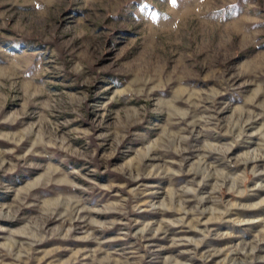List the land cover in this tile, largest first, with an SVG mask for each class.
<instances>
[{
    "label": "rangeland",
    "instance_id": "rangeland-1",
    "mask_svg": "<svg viewBox=\"0 0 264 264\" xmlns=\"http://www.w3.org/2000/svg\"><path fill=\"white\" fill-rule=\"evenodd\" d=\"M0 264H264V0H0Z\"/></svg>",
    "mask_w": 264,
    "mask_h": 264
},
{
    "label": "snow or ice",
    "instance_id": "snow-or-ice-1",
    "mask_svg": "<svg viewBox=\"0 0 264 264\" xmlns=\"http://www.w3.org/2000/svg\"><path fill=\"white\" fill-rule=\"evenodd\" d=\"M173 3H175V0H173Z\"/></svg>",
    "mask_w": 264,
    "mask_h": 264
}]
</instances>
